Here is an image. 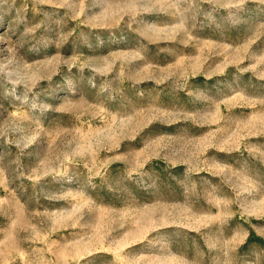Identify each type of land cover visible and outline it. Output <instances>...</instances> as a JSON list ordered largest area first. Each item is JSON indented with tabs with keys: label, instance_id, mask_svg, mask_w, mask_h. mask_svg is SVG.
<instances>
[{
	"label": "rangeland",
	"instance_id": "374dc122",
	"mask_svg": "<svg viewBox=\"0 0 264 264\" xmlns=\"http://www.w3.org/2000/svg\"><path fill=\"white\" fill-rule=\"evenodd\" d=\"M0 264H264V0H0Z\"/></svg>",
	"mask_w": 264,
	"mask_h": 264
}]
</instances>
